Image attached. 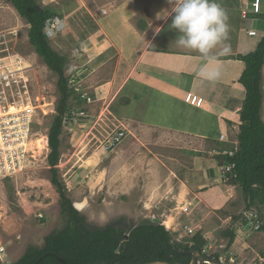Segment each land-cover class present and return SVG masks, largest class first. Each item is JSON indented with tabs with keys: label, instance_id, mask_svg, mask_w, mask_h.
<instances>
[{
	"label": "rangeland",
	"instance_id": "374dc122",
	"mask_svg": "<svg viewBox=\"0 0 264 264\" xmlns=\"http://www.w3.org/2000/svg\"><path fill=\"white\" fill-rule=\"evenodd\" d=\"M36 1L41 7L65 10L64 16L62 15L65 29L56 33L53 38H48L49 46L54 52L66 59L63 74L69 81L68 87L74 93L70 100V105L73 107L71 118L73 120L64 121L60 136V159L56 168L59 179L65 186L67 198L73 208L85 219L87 226L103 229L114 225L119 230L118 223H120L123 232L125 230L127 233L130 228L141 223H153L152 219L160 217V222H162V214L166 210L172 217L168 215L167 224L162 223V225L172 233L173 231L170 230L175 228L176 223L173 224V218L175 220L185 218L178 208L177 201L179 192L183 189L181 196L184 199L182 201L191 200L193 210L189 217L191 221L196 219L193 223L198 222L199 219H204V223H207V227L213 235L225 228L237 231L231 245L227 243L229 239L223 238L221 246L223 249L212 247L213 249L209 251L211 256L216 255L225 264H264V233L254 231L248 224L247 226L243 225V220L249 211L258 215L261 212L256 208L245 210L246 203L239 186L223 184V188L214 186L208 188L207 192L201 191L200 195L203 198L217 202L224 201L225 203L220 207L222 209H216L210 204H206L207 206L203 211L197 205L198 201L193 204V201L196 200H193L194 196H191V192L194 190L192 191L187 179L185 181L182 178L181 172L186 167L181 162L180 157L179 159L174 157L177 160V165L172 166L171 172L167 171L170 170L168 162L163 161L165 165L163 164L159 169L160 173L159 171L153 173L151 170H147L146 161L141 164L142 158L145 156L144 151L141 150L133 158H123L124 155L122 157L118 155L121 150L118 148L123 147L124 143L122 142L129 134V130L131 131V125L134 121L124 123L125 125L114 123L111 120V115L105 109L108 106V98L104 97L101 100L103 94L94 89L104 79L98 77L105 76L109 68L115 65V61L108 62L103 66L99 65L103 64L104 61H98L97 57L105 49L100 50L97 39L93 37L95 32L93 25H97L95 24L96 21L99 23L100 31L105 32L107 29L102 26L101 21L103 19L104 21L108 20V17H110L109 20L113 19L111 12L108 13L109 2L103 0L106 2L103 5L95 0ZM240 1H235L237 8ZM159 2L163 3L164 1ZM262 8L264 13V5ZM102 9L106 10L105 15L101 13L100 10ZM241 12L242 8H240L239 14ZM16 14V10L7 0H0V43L4 42V48L9 50L10 54L19 56L20 59L18 57V59H12L13 62L19 60L28 66L29 88L27 90L30 91L24 97L29 100L32 108H34L31 139L35 142L36 135H44L48 138V131L56 114L59 100L58 76L47 68L40 57L37 58V54L28 40L29 26L24 19L19 15L16 16ZM249 14L247 13V18ZM139 19L144 18L140 16L136 21ZM263 22L261 17H252V21L246 22L245 27L247 29L252 28L258 31L257 37L250 39L255 45L263 36ZM110 24L107 25L108 38L113 36L109 30ZM167 27L163 32L164 35H166V31H169ZM111 29L113 28L111 27ZM117 30L122 34L120 28ZM153 32L155 31L152 30ZM243 37L245 41L248 40L247 36L244 35ZM97 49L99 50L97 51ZM2 65L4 64L2 63ZM86 67L88 69H85ZM262 87L260 119L264 123V84ZM108 97L111 98L109 95ZM124 102L122 99L117 100L113 110L118 114L128 115L131 108L127 107ZM134 103L136 102L132 100L131 106ZM119 128H122L125 133L122 144L111 152L103 151L101 143L107 139L109 134ZM234 139V137H226L223 141H234ZM181 140L183 141V139ZM208 142L212 143V140ZM185 143L189 145V141ZM233 143L235 144L236 141ZM179 145L182 147L184 144ZM31 147V149L29 147L30 160H28L24 171L16 177L0 181V247H4L8 252V254L5 253L0 256V264L16 262L29 247L42 248L44 239L65 225V218L61 215L59 195L50 182V167L47 163L49 148L47 147L38 156L34 154L36 146L32 145ZM223 147L219 148L222 149ZM233 147L237 148L238 146L233 145ZM188 148L186 147V149ZM202 150L204 156L213 157L219 153L214 151L213 147L204 146ZM183 151L186 152V150H180L181 155H185ZM199 152H201V148L195 153L187 150V153H191L195 159H197L196 154ZM180 154L173 156H180ZM146 160L148 161L147 158ZM205 161L214 165L213 158L205 157ZM198 162L199 159L195 160L194 165H197ZM140 167L144 175L135 177V174L140 171ZM165 167L167 170H164ZM203 171L198 172L195 177L192 176V182L207 186L215 185V183L210 182L209 177L202 175ZM220 176L222 175L215 178L217 184L220 181ZM198 179L204 180L196 181ZM195 188L197 193L199 187ZM223 195L226 199L229 197V200H223ZM231 203H233L232 206ZM145 206H149L148 211L145 210ZM181 206L179 205V207ZM261 208L264 212V206ZM231 213L233 216L237 215L236 219L227 223L228 219L225 215H231ZM260 222L263 223V221ZM224 223L227 226H224ZM186 224H190V222ZM206 234L208 231L206 233V230L202 228L201 236ZM171 237L176 240L171 243L173 245L183 241L182 239H190L184 233V226L182 229L179 227L176 232H173ZM220 243L218 242V244Z\"/></svg>",
	"mask_w": 264,
	"mask_h": 264
},
{
	"label": "crops",
	"instance_id": "0c3cea01",
	"mask_svg": "<svg viewBox=\"0 0 264 264\" xmlns=\"http://www.w3.org/2000/svg\"><path fill=\"white\" fill-rule=\"evenodd\" d=\"M95 1H99L103 5L106 3L105 1H108V13L111 12L113 15V19L109 20L110 17H108V20L104 21L103 19L101 21L102 26L107 31L101 32L97 21L95 23L97 25H93L95 30L93 37L97 39V45L100 50L105 49L97 57V60L104 61L103 64H99L100 66L113 61H115V65L109 68L108 75L98 77L104 79L94 89L103 94L101 100L104 97L108 98V106L105 109L111 115V120L114 123L125 125L124 123L134 121L131 125V131L129 130V134L122 142L124 143L123 147L118 148L121 149L118 155L121 157L124 155L123 158H133L141 150L144 151L145 156L142 158L141 164L146 161L147 170L149 169L153 173L157 171L160 173L159 169L164 164L163 161H167L170 167V170H167L166 167L164 170L171 172L173 167L177 165V160L174 157L178 159L180 157L181 162L186 167L181 172L182 178L185 181L187 179L192 191L194 190L191 192V196H194L193 200H196L193 201V204L198 201L197 205L203 211L207 206L206 204H210L216 209H222L220 207L225 204L224 201L207 200L200 195L201 191L207 192L208 188L214 186L223 188L226 184L231 185L222 176H220V181L217 184L216 176L222 175L215 158L217 155L213 157L204 156L202 155V148L204 146L213 147L214 151L221 153L224 151L231 152L232 148L237 149L233 145H238L236 139L241 124L239 113L245 98V89L239 83L245 64L240 58L254 52L258 44L255 45L251 41L254 37H248L243 30L247 28L245 27L246 22L240 18V2L237 8L236 0H218L227 14L228 35L223 44L212 51L211 54L217 57L218 62L210 64L208 70L215 73V76L206 79L200 75V72L207 61L199 53L177 47L174 43L177 32L170 28L172 22V17L170 18L172 15H169L171 5L167 3V0ZM159 1L164 2L160 3ZM262 3L264 5V1ZM51 9L56 12L55 18L59 17L64 21L62 17L65 13L64 9ZM100 11L102 14H106V10ZM140 16H143L144 19L136 21ZM109 23H111L109 30L113 33V39L108 38L107 25ZM165 27L169 28L168 32H170L166 31V35L163 33ZM117 28L122 30V34L117 32ZM152 30L155 32L152 33ZM256 32L258 33V31ZM244 35L247 36V41H245ZM225 45L228 48L227 52L224 51ZM37 58H39L38 55ZM188 94L202 99L201 107H194L184 102V98ZM117 95H119L118 99ZM120 99L124 100L125 105L131 108L128 115L118 114L113 110L115 103ZM132 100L136 103L131 106ZM226 137H234L237 145L232 140L223 141ZM181 139L185 142L189 141V145H186L187 143ZM211 140L212 143H209L208 141ZM179 144L185 146L181 147ZM222 146L224 147L220 149L219 147ZM186 147H189L190 152L194 153L201 148V152L196 154L197 159H199L197 165H194V161L197 159L192 157L191 153H187ZM180 150H186V152L183 151L185 155H181ZM176 153L180 156H173L177 155ZM119 156L118 158H120ZM205 157L213 158L214 165L207 163ZM139 169L137 174L134 173L135 177L144 175L141 167ZM201 171H203L202 175L209 177L210 182L215 183V185L194 184L192 176L195 177ZM203 180L198 179L196 181ZM182 185L184 184L182 183ZM197 186L199 189L196 193L195 187ZM182 190L179 192L177 201L180 206L183 205L181 207L177 205L180 211L183 207H188L189 211L188 214L183 213V215L181 213L185 216L184 219L175 220L173 218V224L176 223L172 231L176 232L179 227L182 229V226H188L195 230V233H201L202 228H204L206 233L208 231V234L202 235L206 242L204 250L223 249L221 247L223 244L221 234L227 228L213 235L207 227V223H204V219H199L198 222L193 223L196 219L191 221L189 217L193 210L191 200L182 201L184 199L181 196ZM223 194L226 195L225 192ZM224 195L222 199L229 200V197L226 199ZM232 205L233 203H231ZM145 210L148 211L149 206H145ZM162 215V221H164L169 212L165 210ZM225 217L228 219L227 223L231 220L235 221L233 220V213L225 215ZM158 219L161 220L160 217ZM187 222L190 224H186ZM224 226L227 225L224 223ZM236 232L234 230L235 234ZM218 242L221 243L218 244Z\"/></svg>",
	"mask_w": 264,
	"mask_h": 264
},
{
	"label": "trees",
	"instance_id": "16d2710c",
	"mask_svg": "<svg viewBox=\"0 0 264 264\" xmlns=\"http://www.w3.org/2000/svg\"><path fill=\"white\" fill-rule=\"evenodd\" d=\"M264 0H262L263 2ZM18 15L29 25L28 40L35 53L42 59L47 68L58 76L57 90L59 100L56 114L48 131L47 163L50 167V182L59 195L61 215L65 225L44 239L42 248L29 247L24 254L11 264H134L163 261L170 263H189V257L180 252L197 250L202 252L206 242L201 233H194L189 240L171 244V234L160 225L141 223L123 232L122 225L108 226L103 229L89 227L85 219L79 215L67 198L65 186L60 181L56 168L60 159V136L65 120H73V107L70 100L73 91L68 87V79L63 74L65 58L59 56L49 46L44 34L46 21L55 18L56 12L50 7H41L36 0H7ZM263 5V4H262ZM252 17H261L264 21L263 8L261 14L250 13L246 21ZM264 31V22H263ZM245 64L239 83L245 89V98L240 111V128L237 135L238 147L228 154H217L215 157L219 167L229 166L222 173L227 183L237 185L243 193L245 210L258 209L263 221L259 231L264 232V123L260 119L262 85L264 78V33L256 50L240 58ZM263 216V217H262ZM236 216H233V220ZM244 222V221H243ZM246 222L243 223L245 225ZM124 228V227H123ZM129 234L128 241L125 235ZM142 236L143 238L141 239ZM221 236L227 238L231 245L235 233L226 229ZM192 244V245H189ZM217 258V257H216ZM62 259L64 263H60ZM40 260V261H39Z\"/></svg>",
	"mask_w": 264,
	"mask_h": 264
},
{
	"label": "built area",
	"instance_id": "2783aa9c",
	"mask_svg": "<svg viewBox=\"0 0 264 264\" xmlns=\"http://www.w3.org/2000/svg\"><path fill=\"white\" fill-rule=\"evenodd\" d=\"M240 4L243 20L247 18V13L259 14L261 12L260 0H241ZM247 35L255 36L256 33L253 30H248ZM8 51L4 48V42L0 43V181L16 177L24 171L28 160H30L29 147L34 142L31 139L34 108H32L29 100L24 97L30 91L27 90L29 88L28 66L19 60L13 62L12 59H18L19 56L10 54ZM21 68H24L23 72L19 71ZM184 102L192 106H200L202 100L188 94ZM124 136L125 133L122 128L116 129L101 143L103 151L111 152L121 144ZM37 137L36 135V139ZM222 154L233 155L232 152H223ZM229 169V166H225L221 167L220 170L224 173ZM181 209L183 213L189 211L188 207ZM247 220L253 226L254 231H258L262 226L256 213H250ZM184 230L189 235L194 232L187 226H184ZM4 253L5 248L1 246L0 255Z\"/></svg>",
	"mask_w": 264,
	"mask_h": 264
},
{
	"label": "clouds",
	"instance_id": "9594fccd",
	"mask_svg": "<svg viewBox=\"0 0 264 264\" xmlns=\"http://www.w3.org/2000/svg\"><path fill=\"white\" fill-rule=\"evenodd\" d=\"M260 1H261V11H262V7H263L262 0ZM167 3L171 5V13L169 15H172V22H171L170 28L177 32V36L174 41L175 45L177 47L199 53L207 61V63H205L204 66L201 68L200 75L206 79L214 78L215 73L209 71L208 69H209L210 64L218 62L217 57L211 54L212 50L222 45L223 42L227 39L228 24H227V14L225 10L222 8L218 0H167ZM240 8H241V4H240ZM240 18H242L241 14H240ZM243 22H248V21L243 20ZM64 29H65L64 21L61 20L59 17H56V18H53L52 20L46 21L45 28H44V34L46 35L47 39L53 38L56 35V33H60ZM244 30L247 34V31L249 29H244ZM251 30L253 29H250V31ZM255 33H256L255 36H248V37H251V38L257 37L258 33L256 31ZM224 51L225 52L228 51V48L226 45L224 46ZM263 74H264V71H262V75ZM202 104H203V100H202L201 105ZM201 105L194 106V107H201ZM47 142H48V138H47ZM224 152H227V151H224ZM181 212H182V209H181ZM252 212L253 211H249V213L246 215L243 221L246 222L245 226H247L248 224L253 229V226L250 225L247 220L249 218L250 213ZM256 215L258 216V219L260 220L259 218L260 214L258 215L256 213ZM157 220L160 221V219H157ZM160 226H163L166 229L164 225H160ZM166 230L169 232L168 229ZM170 231H172V229ZM184 232L186 233L185 230ZM194 233H195V230L190 235L188 233L186 234L189 236H192L194 235ZM261 233H264V232H261ZM189 245H192V244H189ZM5 253L8 254L6 249H5ZM200 253H204V255H208L209 250L206 251L203 249V251ZM209 255L211 256L212 254H209ZM213 257L216 258V256H213ZM216 259L219 260V257Z\"/></svg>",
	"mask_w": 264,
	"mask_h": 264
},
{
	"label": "water",
	"instance_id": "95a60500",
	"mask_svg": "<svg viewBox=\"0 0 264 264\" xmlns=\"http://www.w3.org/2000/svg\"><path fill=\"white\" fill-rule=\"evenodd\" d=\"M264 71V70H263ZM153 223L156 224H161L159 220L157 219H152ZM125 240L128 241L129 235L124 236ZM172 241V242H171ZM170 243L175 242L176 240L171 239ZM180 255L189 257V263L188 264H223L216 258L210 255H202L199 251L197 250H189L186 252H180ZM60 263H64L62 259H58ZM40 261V260H39ZM134 264H183V263H170V262H163V261H153L149 263H134Z\"/></svg>",
	"mask_w": 264,
	"mask_h": 264
},
{
	"label": "bare ground",
	"instance_id": "6f19581e",
	"mask_svg": "<svg viewBox=\"0 0 264 264\" xmlns=\"http://www.w3.org/2000/svg\"><path fill=\"white\" fill-rule=\"evenodd\" d=\"M28 65V64H27ZM24 68H21V69H19V71H22ZM23 72V71H22ZM32 145H34V146H36L34 149H36V151H35V153L34 154H37L38 156H40L41 155V153L44 151V150H46L47 149V140H46V137L44 136V135H38V137H37V139H36V141L35 142H33L32 144H31V146ZM32 147H30V149H31ZM161 223V222H160ZM162 223L164 224V225H166L167 224V220H166V218H164V221H162ZM162 223L160 224V225H162Z\"/></svg>",
	"mask_w": 264,
	"mask_h": 264
},
{
	"label": "flooded vegetation",
	"instance_id": "af4514ba",
	"mask_svg": "<svg viewBox=\"0 0 264 264\" xmlns=\"http://www.w3.org/2000/svg\"><path fill=\"white\" fill-rule=\"evenodd\" d=\"M202 255H204V253H201ZM216 256V255H215Z\"/></svg>",
	"mask_w": 264,
	"mask_h": 264
}]
</instances>
